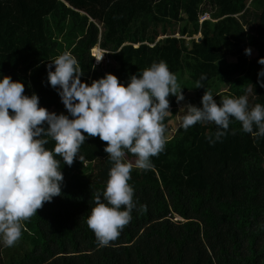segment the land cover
<instances>
[{
    "label": "trees",
    "instance_id": "1",
    "mask_svg": "<svg viewBox=\"0 0 264 264\" xmlns=\"http://www.w3.org/2000/svg\"><path fill=\"white\" fill-rule=\"evenodd\" d=\"M204 14L210 20L199 23ZM97 48L107 63L95 64ZM64 52L89 85L111 73L126 86L164 61L184 100L168 97L166 144L152 169L131 171L135 208L117 240L98 247L86 224L112 166L106 142L89 137L81 161L60 164L62 194L23 222L16 244L1 248L0 264H264V137L235 120L214 144L207 139L217 131L212 123L171 126L180 107H202L205 91L218 104L247 95L249 107L264 105L257 83L264 0H0V77L22 81L41 107L68 115L47 82L48 63Z\"/></svg>",
    "mask_w": 264,
    "mask_h": 264
},
{
    "label": "clouds",
    "instance_id": "2",
    "mask_svg": "<svg viewBox=\"0 0 264 264\" xmlns=\"http://www.w3.org/2000/svg\"><path fill=\"white\" fill-rule=\"evenodd\" d=\"M244 51L251 54L250 48ZM95 59L99 62L102 57ZM257 63L264 66V57ZM82 75L70 52L47 65V82L57 91L68 115L41 107L37 94H24L22 81L0 77V246H14L21 238L23 222L37 215L45 202L62 194L60 164L71 166L74 159L81 161L79 149L89 137L106 142L104 151L112 163L105 188L96 193L86 219L98 247L117 240L132 219L131 171L133 167L152 169L151 158L164 150V121L171 113L168 97L183 101V88L164 61L153 62L130 76L126 86L111 73L90 85L82 82ZM261 78L264 67L257 73V83L264 87ZM200 87L197 81L196 88ZM213 97L212 92L205 91L202 107H181L179 128L187 131L198 123H212L217 131L207 139L214 144L235 120L243 132L264 137V105L249 107L247 95L222 97L219 104ZM49 141L54 142L51 150L45 147ZM126 153L135 157L134 164L125 160Z\"/></svg>",
    "mask_w": 264,
    "mask_h": 264
},
{
    "label": "built area",
    "instance_id": "3",
    "mask_svg": "<svg viewBox=\"0 0 264 264\" xmlns=\"http://www.w3.org/2000/svg\"><path fill=\"white\" fill-rule=\"evenodd\" d=\"M206 20H210L209 18V15L208 14H204L201 18H200V21L199 23H202L203 21H206ZM199 37V34L197 37H194L195 40H197V38ZM97 50L102 54V59L99 61V62H102L104 61V55H105V52L101 51L100 49L97 48ZM91 55L94 57V62L95 64H98L99 62L96 61V54L93 52V50H91ZM85 166V165H84Z\"/></svg>",
    "mask_w": 264,
    "mask_h": 264
},
{
    "label": "rangeland",
    "instance_id": "4",
    "mask_svg": "<svg viewBox=\"0 0 264 264\" xmlns=\"http://www.w3.org/2000/svg\"><path fill=\"white\" fill-rule=\"evenodd\" d=\"M96 54V58H98V56H97V53H95ZM101 54V53H100ZM101 57H102V54H101ZM103 62H105V63H107V61H102V62H99V63H103ZM104 64V63H103ZM183 107V106H182ZM181 108V107H180ZM180 108L178 109V113H179V111H180ZM67 112V111H66ZM179 114H177V116H176V118H175V120L173 121V122H171V126L173 127V128H176V126H178L179 125ZM131 163H135V161H131ZM3 246H0V251H1V248H2Z\"/></svg>",
    "mask_w": 264,
    "mask_h": 264
},
{
    "label": "bare ground",
    "instance_id": "5",
    "mask_svg": "<svg viewBox=\"0 0 264 264\" xmlns=\"http://www.w3.org/2000/svg\"><path fill=\"white\" fill-rule=\"evenodd\" d=\"M96 53H97V56H99V55H100V52H99L98 50H96Z\"/></svg>",
    "mask_w": 264,
    "mask_h": 264
},
{
    "label": "water",
    "instance_id": "6",
    "mask_svg": "<svg viewBox=\"0 0 264 264\" xmlns=\"http://www.w3.org/2000/svg\"><path fill=\"white\" fill-rule=\"evenodd\" d=\"M200 40H201V38H200V37H198L196 41H197V42H200Z\"/></svg>",
    "mask_w": 264,
    "mask_h": 264
},
{
    "label": "crops",
    "instance_id": "7",
    "mask_svg": "<svg viewBox=\"0 0 264 264\" xmlns=\"http://www.w3.org/2000/svg\"><path fill=\"white\" fill-rule=\"evenodd\" d=\"M97 50V49H96Z\"/></svg>",
    "mask_w": 264,
    "mask_h": 264
}]
</instances>
